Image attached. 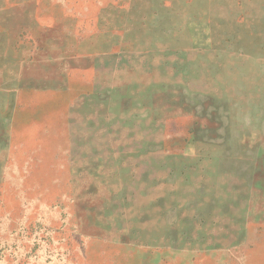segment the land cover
<instances>
[{
	"label": "rangeland",
	"instance_id": "obj_1",
	"mask_svg": "<svg viewBox=\"0 0 264 264\" xmlns=\"http://www.w3.org/2000/svg\"><path fill=\"white\" fill-rule=\"evenodd\" d=\"M0 264H264V0H0Z\"/></svg>",
	"mask_w": 264,
	"mask_h": 264
}]
</instances>
